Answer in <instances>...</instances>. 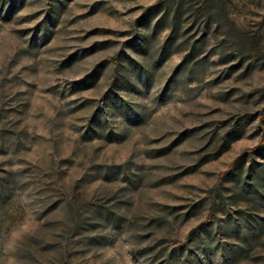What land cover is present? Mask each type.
<instances>
[{"label": "rangeland", "instance_id": "obj_1", "mask_svg": "<svg viewBox=\"0 0 264 264\" xmlns=\"http://www.w3.org/2000/svg\"><path fill=\"white\" fill-rule=\"evenodd\" d=\"M160 1L0 0V264H264V0Z\"/></svg>", "mask_w": 264, "mask_h": 264}, {"label": "trees", "instance_id": "obj_2", "mask_svg": "<svg viewBox=\"0 0 264 264\" xmlns=\"http://www.w3.org/2000/svg\"><path fill=\"white\" fill-rule=\"evenodd\" d=\"M169 1L171 0H161L160 3L156 6V9H159V8H165V6L169 3ZM185 4L186 5V8L188 10H192V14L198 18L199 16L201 15H206L208 16V12L210 11V8H211V4H212V0H203L202 1V5L201 7L197 8V9H194L191 5V1L190 0H177V7H176V14L177 12L179 11L181 5ZM176 24H177V16L174 15L173 16V20H172V30H171V35L169 37V40L168 42H166L164 44V46L162 47L161 51L159 52V55H158V63H162L165 58L168 56L169 54V45H170V42L173 40L174 36H175V33H176ZM189 53L188 55L186 56V61H189V60H194L196 59L199 54H200V51L202 50V45H198V42L197 43H194L191 48L189 49ZM243 51H236L235 54L232 56H229V58H238L240 57L241 60L244 59V55H243ZM199 60H196L194 62H198ZM130 64V63H129ZM129 64L127 65H122L120 63H118L116 61V68H122L123 72H124V76L123 78H128L126 76H129ZM128 70V71H127ZM119 71V70H118ZM117 71V72H118ZM119 75V74H118ZM117 80V79H116ZM110 135H112V133L108 134L105 136V139L106 140H109L110 139ZM101 136V135H99ZM110 140H113V141H116L118 140L117 138H114V139H110ZM0 189L4 191L5 194H8V192L11 190V182L8 178V176H4V177H0ZM84 223L81 222V220L79 222H77L76 224V229H82V225Z\"/></svg>", "mask_w": 264, "mask_h": 264}]
</instances>
